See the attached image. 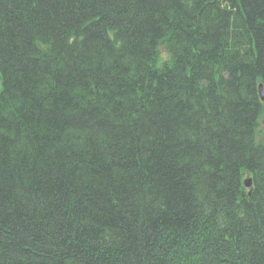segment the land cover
<instances>
[{
  "label": "trees",
  "instance_id": "1",
  "mask_svg": "<svg viewBox=\"0 0 264 264\" xmlns=\"http://www.w3.org/2000/svg\"><path fill=\"white\" fill-rule=\"evenodd\" d=\"M0 79V264H264V0H0Z\"/></svg>",
  "mask_w": 264,
  "mask_h": 264
},
{
  "label": "water",
  "instance_id": "2",
  "mask_svg": "<svg viewBox=\"0 0 264 264\" xmlns=\"http://www.w3.org/2000/svg\"><path fill=\"white\" fill-rule=\"evenodd\" d=\"M259 94H260L261 99H263L264 97H263V92H262V87H261V85H259ZM244 185H245L246 187H250V185H251V180H250V178H246V179L244 180Z\"/></svg>",
  "mask_w": 264,
  "mask_h": 264
},
{
  "label": "rangeland",
  "instance_id": "3",
  "mask_svg": "<svg viewBox=\"0 0 264 264\" xmlns=\"http://www.w3.org/2000/svg\"><path fill=\"white\" fill-rule=\"evenodd\" d=\"M0 88H1V79H0Z\"/></svg>",
  "mask_w": 264,
  "mask_h": 264
}]
</instances>
